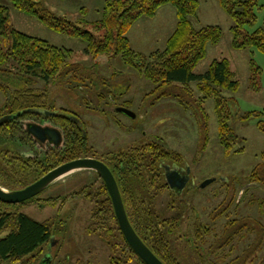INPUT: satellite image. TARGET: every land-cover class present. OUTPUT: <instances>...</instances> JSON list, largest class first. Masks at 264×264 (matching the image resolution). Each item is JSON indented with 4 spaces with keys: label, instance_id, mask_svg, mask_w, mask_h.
Instances as JSON below:
<instances>
[{
    "label": "rangeland",
    "instance_id": "obj_1",
    "mask_svg": "<svg viewBox=\"0 0 264 264\" xmlns=\"http://www.w3.org/2000/svg\"><path fill=\"white\" fill-rule=\"evenodd\" d=\"M106 1L41 0V3L55 16L73 21L100 38L103 29L96 24L102 17ZM257 2L256 20L244 28L247 32L264 26V0ZM0 5L8 8L14 28L72 50L68 61L78 63L81 71L64 76L62 83L59 77L50 80L49 90L61 94L65 106L68 104L84 121L87 142L95 152H116L159 141L183 157L190 179L181 191L169 188L159 191L157 187L163 184L162 179L149 187L147 173L136 188V193L150 202L156 214L166 219L165 230L173 226L172 233L167 236L169 247L181 264H204L208 260L222 264L239 255L254 240L255 233L243 228L239 239L234 241L236 250L231 254H223V259L222 254H217L219 260H216V256L204 253L224 232L229 220L248 219L264 225V188L246 179L264 153V131L257 125L258 121H264V52L232 46L233 22L218 0H198L196 16L190 20L195 28L217 25L222 30L217 43L207 44L205 56L196 64L194 72L203 73L214 59L226 58L238 80L236 90H222L227 123L236 136L233 149L228 152L219 141L213 97L202 100L207 115V139L204 141V121L198 106L201 92L196 82L190 83L189 93L182 83H176L177 95L157 98V94L149 93L154 84L126 64L120 54L92 56L85 51V42L80 38L49 29L35 17L15 8L10 0H0ZM176 21L175 9L169 4L159 8L154 17L139 18L127 33L131 48L143 54L162 49ZM42 82H36L37 89H42ZM83 84L96 87L101 98H88ZM3 101L0 94V104ZM61 101L56 96V105H62ZM116 106L130 109L135 116L115 110ZM213 177V181L200 186ZM99 182L91 170L73 171L55 180L35 196L33 202L17 205L20 212L35 220L51 218L56 222L52 243L42 253L48 258V264H109L108 245L88 229L89 198L84 194H71L84 186L95 188ZM48 197L56 199L54 202L43 200ZM220 206L225 208L224 214L212 220L213 211ZM197 222L209 227L204 241L194 235ZM228 250L229 245L223 253ZM200 252L205 255L200 257ZM262 259L264 245L250 264H261ZM0 264L13 263L5 260Z\"/></svg>",
    "mask_w": 264,
    "mask_h": 264
},
{
    "label": "trees",
    "instance_id": "obj_2",
    "mask_svg": "<svg viewBox=\"0 0 264 264\" xmlns=\"http://www.w3.org/2000/svg\"><path fill=\"white\" fill-rule=\"evenodd\" d=\"M10 1L15 8L35 17L49 29L80 38L85 42V51L92 56L120 54L126 64L154 84V88L149 93L157 94V98L177 95L174 88L176 83H182L185 92L189 93L190 83L196 82L201 92L198 106L204 121V141L207 139V115L202 107V100L213 97L218 117L219 141L226 152L232 151L236 136L230 131L227 123L222 90H236L238 80L226 58L214 59L203 73L194 72L196 64L205 56L207 44L217 43L222 36V30L217 25L201 28L193 26L190 18L196 16L198 0H107L102 9V17L96 24L97 28L103 29L100 38L73 21L55 16L43 7L41 0ZM218 1L233 22L232 46L244 49L256 48L264 52V26L252 32L244 30L256 20L257 0ZM165 4L173 6L177 21L164 47L149 54L132 49L127 36L130 28L141 17H153L158 8ZM2 43L6 45L3 47ZM71 53L72 50L69 48L51 44L41 37L14 28L10 24L8 8L0 5V91L4 94L10 112L15 113L40 101L41 95L25 94L27 91L35 90L38 80L50 82L59 77L62 83L64 76L68 74L73 76L80 72L78 63L68 61ZM84 87L89 94L88 98H101V94L93 85H84ZM95 90L97 93H92ZM257 125L264 131V121H258ZM14 129L15 127L12 126V130L6 134L7 137L13 135ZM81 136V131L76 130L72 123L65 161L81 156H92L90 153L94 152L93 147ZM12 153L8 146L6 150L0 148V185L9 190H16L32 183L38 177L35 170L23 167L19 161H16ZM97 157L112 171L129 222L139 237L165 264H181L169 247L167 236L172 233L173 226L169 225L170 229L165 230L166 219L156 214L150 202L136 193V188L137 183L143 182L145 173L149 174V187L156 180L164 181V165H182L183 157L159 141L131 146L121 151L97 154ZM246 179L247 182L264 188V153ZM84 187L71 194H84L89 198L91 209L88 229L108 245V263L147 264L123 237L103 181H100L95 188L92 185ZM157 188L162 191L168 187L164 181ZM155 194L157 192H154ZM35 198L37 197L17 204L0 201V262L8 260L13 264H41V259L45 256L42 253L48 248L55 235L56 222L51 218L43 221L35 220L17 208V205L33 202ZM55 199L48 197L43 200L54 202ZM224 212V207L216 208L211 219L221 217ZM243 228L249 233H255L254 240L239 255L222 264H250L264 245V225L258 221L253 223L248 219L227 221L224 232L204 253L216 256V260H219L217 254H222L221 259L224 258L223 254H231L236 250L234 241L239 239ZM4 230L7 232L2 234ZM208 231L209 227L206 224L197 222L194 235L204 241ZM228 245V252L223 253L225 246ZM204 253L200 252V257H203ZM216 262L208 260L204 264H217ZM261 264H264V259Z\"/></svg>",
    "mask_w": 264,
    "mask_h": 264
},
{
    "label": "flooded vegetation",
    "instance_id": "obj_3",
    "mask_svg": "<svg viewBox=\"0 0 264 264\" xmlns=\"http://www.w3.org/2000/svg\"><path fill=\"white\" fill-rule=\"evenodd\" d=\"M42 83V89H37L36 84L34 91L25 92V94L41 95L38 103L19 109L15 113L10 112L5 98L0 104V148L6 150V146H8L13 152L12 156L15 157V160L19 161L23 167L35 170L38 178L48 170L66 162L72 123L76 130L81 131V137L87 141V132L81 117L68 104H66L67 107L65 106L66 102L61 99V94L49 90V82ZM59 86L57 87L59 88ZM0 94L4 97L2 91ZM56 96L57 99L62 100V105H56ZM12 126L15 127L13 135L7 137L6 134L12 130ZM97 154V151H94L90 153L92 156L81 157L96 158ZM94 174L96 175V173ZM167 174L174 183L178 184L182 183V179H186V183L190 179L184 164L164 165L163 179L167 187L174 192L178 190L169 186ZM97 178L102 181L98 176ZM43 258L42 262L45 259Z\"/></svg>",
    "mask_w": 264,
    "mask_h": 264
},
{
    "label": "water",
    "instance_id": "obj_4",
    "mask_svg": "<svg viewBox=\"0 0 264 264\" xmlns=\"http://www.w3.org/2000/svg\"><path fill=\"white\" fill-rule=\"evenodd\" d=\"M115 110L123 112L131 117L135 114L130 109L124 106H116ZM77 170H91L101 178L107 189L108 195L111 199L113 211L118 223V227L125 238L126 242L132 250L147 264H165L139 237L132 227L127 217L121 193L117 181L110 170V168L100 159L94 157H79L48 170L45 174L40 176L37 180L26 185L21 189L9 190L0 185V201L5 203L17 204L24 202L39 195L48 186H51L55 180L73 171ZM167 182L171 188H176L178 191L185 186L186 179H182V183H174L171 177L167 174ZM214 180V177L201 183V187ZM177 191V192H178ZM52 243V240L50 244ZM49 244V245H50ZM44 259V258H43ZM46 260V261H45ZM48 258L45 257L41 264H48Z\"/></svg>",
    "mask_w": 264,
    "mask_h": 264
},
{
    "label": "crops",
    "instance_id": "obj_5",
    "mask_svg": "<svg viewBox=\"0 0 264 264\" xmlns=\"http://www.w3.org/2000/svg\"><path fill=\"white\" fill-rule=\"evenodd\" d=\"M165 5H168V4H165ZM165 5H162V6H160L159 8H161V7L165 6ZM159 8H158V9H159ZM156 12H157V11H156ZM155 14H156V13H155ZM175 14H176V13H175ZM154 16H155V15H154ZM154 16H153V17H154ZM171 33H172V32H171ZM168 37H169V36H168ZM166 40H167V39H166ZM165 42H166V41H165ZM164 45H165V43H164ZM163 47H164V46H163Z\"/></svg>",
    "mask_w": 264,
    "mask_h": 264
},
{
    "label": "bare ground",
    "instance_id": "obj_6",
    "mask_svg": "<svg viewBox=\"0 0 264 264\" xmlns=\"http://www.w3.org/2000/svg\"><path fill=\"white\" fill-rule=\"evenodd\" d=\"M62 176H60V178H61ZM60 178H58V179H60Z\"/></svg>",
    "mask_w": 264,
    "mask_h": 264
}]
</instances>
